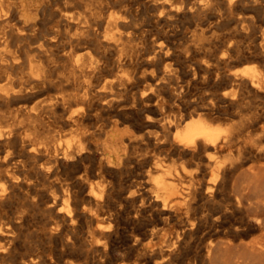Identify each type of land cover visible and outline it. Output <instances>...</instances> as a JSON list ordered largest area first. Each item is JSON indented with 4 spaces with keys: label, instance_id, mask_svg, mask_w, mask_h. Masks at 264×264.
Returning <instances> with one entry per match:
<instances>
[{
    "label": "bare ground",
    "instance_id": "1",
    "mask_svg": "<svg viewBox=\"0 0 264 264\" xmlns=\"http://www.w3.org/2000/svg\"><path fill=\"white\" fill-rule=\"evenodd\" d=\"M0 264H264V0H0Z\"/></svg>",
    "mask_w": 264,
    "mask_h": 264
},
{
    "label": "rangeland",
    "instance_id": "2",
    "mask_svg": "<svg viewBox=\"0 0 264 264\" xmlns=\"http://www.w3.org/2000/svg\"><path fill=\"white\" fill-rule=\"evenodd\" d=\"M138 19H139L138 22H140L141 21V17H139Z\"/></svg>",
    "mask_w": 264,
    "mask_h": 264
}]
</instances>
